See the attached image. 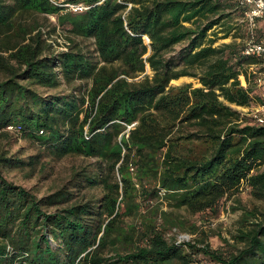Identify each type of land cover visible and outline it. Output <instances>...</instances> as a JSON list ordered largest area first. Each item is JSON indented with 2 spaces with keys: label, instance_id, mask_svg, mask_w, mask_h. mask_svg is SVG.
I'll return each instance as SVG.
<instances>
[{
  "label": "trees",
  "instance_id": "1",
  "mask_svg": "<svg viewBox=\"0 0 264 264\" xmlns=\"http://www.w3.org/2000/svg\"><path fill=\"white\" fill-rule=\"evenodd\" d=\"M56 2L0 0V136L20 125L14 133L50 159L95 158L99 171L83 165L39 196L4 172L48 162L2 149L0 264H264L263 208H246L235 242L184 215L220 212L244 186L264 202V125L236 108L260 100L262 68L251 67L261 59L245 56L244 43L215 46L219 32L233 30L223 22L242 18L245 7ZM51 15L58 24L46 32ZM58 27L70 36L68 50L50 40ZM256 31L264 37L263 21ZM185 76L201 86L173 84ZM213 235L225 245L212 246Z\"/></svg>",
  "mask_w": 264,
  "mask_h": 264
},
{
  "label": "rangeland",
  "instance_id": "2",
  "mask_svg": "<svg viewBox=\"0 0 264 264\" xmlns=\"http://www.w3.org/2000/svg\"><path fill=\"white\" fill-rule=\"evenodd\" d=\"M65 1V0H61ZM29 16V15H28ZM240 19H227L223 23H229L230 26L233 27L231 31V35L227 38H224L226 32L220 30L219 27L217 30L213 31H223L219 32L218 36L211 34V37H218V41L215 43V46L223 45V43L229 42H240L244 43L248 37V31L246 27L240 22ZM58 24L57 16L51 15L50 20L47 21L46 26L44 27L45 31L52 30L54 26ZM223 29V28H222ZM211 33H215V32ZM69 34L62 30L60 27L57 28V32H52L50 34V40L54 42L56 40V47L59 51L68 50L70 44ZM147 38V37H146ZM148 39V38H147ZM77 41L81 42L83 45H88L91 49H94L93 40L92 39H84L83 37H79ZM148 73H153L151 68H148ZM194 84L195 86H201L200 80L196 77H181L173 81L174 85H182V84ZM66 85L62 87V90L65 89ZM51 92H55L56 90H50ZM238 110L239 108L236 107ZM133 125H130L128 130ZM6 150L9 152V155L15 154L28 158L29 156H33L35 154L41 155V162L47 163V167L42 168V164H38V167L33 169L30 166L26 169H11L6 168L5 175L12 181L17 184H22L29 189H32L34 193H37L39 196H42L46 193L51 192L52 188L61 185L67 182L68 179L71 178L74 171L79 169L83 165H88L89 169L95 172L99 171V163L95 158H88L86 156H67L62 160H53L47 157L46 154H42V149H40L39 145H36L29 139L23 138L20 134H15L14 131L10 137L0 136V152ZM133 172H135V168L132 167ZM246 208H263L264 202L262 200H257L253 194L249 191L247 186H244L239 193L234 194L233 196L228 197L221 205L220 212H205V213H197L193 215L187 211H184V215L187 219L191 220V222H195L200 225V227L209 231V227H212L215 231L220 232L224 238L231 239L232 242H235L233 236L238 233V229L240 227V220L242 219ZM203 229V230H204ZM200 233H202L201 229L198 230L197 233H193L190 231H181L176 236L178 237V241L184 242L196 239ZM212 246L221 247V245H225L224 242L220 239L218 235H213L209 238ZM200 262L199 264H202Z\"/></svg>",
  "mask_w": 264,
  "mask_h": 264
},
{
  "label": "built area",
  "instance_id": "3",
  "mask_svg": "<svg viewBox=\"0 0 264 264\" xmlns=\"http://www.w3.org/2000/svg\"><path fill=\"white\" fill-rule=\"evenodd\" d=\"M55 4H59L56 0H52ZM241 6L245 7L243 17L240 22L246 27L248 31V37L244 42L243 54L248 57H258L261 59L262 65H252L251 69L255 71L261 67V71L258 74V86L260 90L261 98L256 104L250 107H238L239 111L249 116L254 123L264 125V37L258 38L257 28L260 21L264 22V0H239ZM70 10L75 12L87 9V5L83 3H64ZM243 84L246 86L247 82L243 76H241ZM11 131H18L21 126H9Z\"/></svg>",
  "mask_w": 264,
  "mask_h": 264
},
{
  "label": "water",
  "instance_id": "4",
  "mask_svg": "<svg viewBox=\"0 0 264 264\" xmlns=\"http://www.w3.org/2000/svg\"><path fill=\"white\" fill-rule=\"evenodd\" d=\"M148 38V37H147Z\"/></svg>",
  "mask_w": 264,
  "mask_h": 264
}]
</instances>
